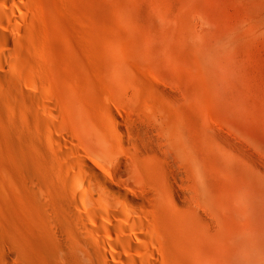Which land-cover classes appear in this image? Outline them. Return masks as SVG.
<instances>
[{
	"label": "rangeland",
	"instance_id": "1",
	"mask_svg": "<svg viewBox=\"0 0 264 264\" xmlns=\"http://www.w3.org/2000/svg\"><path fill=\"white\" fill-rule=\"evenodd\" d=\"M35 2L37 53L48 58L57 87L86 94L83 107L91 116L102 113L110 93L96 69L100 55L113 38L120 49L130 47L129 58L135 47L122 83L129 94L113 105L130 122L119 124L121 134L112 138L106 118L103 134H96L105 149L87 144L105 168L103 197L128 196L135 208L150 210L170 264L261 262L264 0ZM130 33L141 40L138 49L125 43ZM185 34L192 44L178 50ZM7 141L0 134V154L10 148Z\"/></svg>",
	"mask_w": 264,
	"mask_h": 264
},
{
	"label": "bare ground",
	"instance_id": "2",
	"mask_svg": "<svg viewBox=\"0 0 264 264\" xmlns=\"http://www.w3.org/2000/svg\"><path fill=\"white\" fill-rule=\"evenodd\" d=\"M35 8V0H0V51L9 52L0 53V134L11 143V151L5 155L3 148L0 154V264H170L150 210L135 208L128 196L103 197L105 168L87 147L94 141L105 149L96 134H103L106 118L113 124L107 129L105 123V130L116 137L118 125L130 122L128 113L122 115L113 105L118 96L129 94L122 83L135 47L129 58V46L124 44V51L113 38L111 49L100 55L103 61L96 69L110 93L102 113L91 116L83 107L86 94L57 87L48 58L38 55ZM188 34L179 36L177 49L192 44ZM126 38L138 49L141 40L132 33ZM132 98L136 102L139 95ZM97 207L101 211L92 212ZM133 254L140 260H133ZM245 264H264V257Z\"/></svg>",
	"mask_w": 264,
	"mask_h": 264
}]
</instances>
